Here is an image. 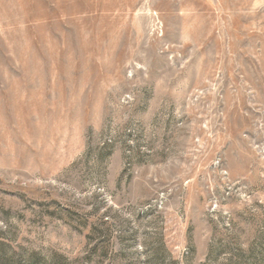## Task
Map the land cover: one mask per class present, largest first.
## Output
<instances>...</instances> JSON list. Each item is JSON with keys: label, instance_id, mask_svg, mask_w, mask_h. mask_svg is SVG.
Instances as JSON below:
<instances>
[{"label": "rangeland", "instance_id": "374dc122", "mask_svg": "<svg viewBox=\"0 0 264 264\" xmlns=\"http://www.w3.org/2000/svg\"><path fill=\"white\" fill-rule=\"evenodd\" d=\"M0 264H264V0H0Z\"/></svg>", "mask_w": 264, "mask_h": 264}]
</instances>
